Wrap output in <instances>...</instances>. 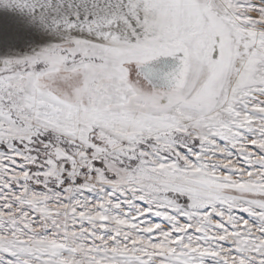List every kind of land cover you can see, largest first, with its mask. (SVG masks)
I'll return each mask as SVG.
<instances>
[{"label": "snow or ice", "instance_id": "obj_1", "mask_svg": "<svg viewBox=\"0 0 264 264\" xmlns=\"http://www.w3.org/2000/svg\"><path fill=\"white\" fill-rule=\"evenodd\" d=\"M0 11V264H264V0Z\"/></svg>", "mask_w": 264, "mask_h": 264}, {"label": "water", "instance_id": "obj_2", "mask_svg": "<svg viewBox=\"0 0 264 264\" xmlns=\"http://www.w3.org/2000/svg\"><path fill=\"white\" fill-rule=\"evenodd\" d=\"M22 21L23 16L19 12L0 11V39L11 44L19 34L20 28L24 27Z\"/></svg>", "mask_w": 264, "mask_h": 264}, {"label": "bare ground", "instance_id": "obj_3", "mask_svg": "<svg viewBox=\"0 0 264 264\" xmlns=\"http://www.w3.org/2000/svg\"><path fill=\"white\" fill-rule=\"evenodd\" d=\"M18 33L19 34L13 39V42L11 44L18 47L19 50L25 49L24 45L32 42V40L36 38L33 36L32 31L26 29L25 27H21Z\"/></svg>", "mask_w": 264, "mask_h": 264}, {"label": "rangeland", "instance_id": "obj_4", "mask_svg": "<svg viewBox=\"0 0 264 264\" xmlns=\"http://www.w3.org/2000/svg\"><path fill=\"white\" fill-rule=\"evenodd\" d=\"M30 41V40H29ZM24 50H26V49H22L21 51H24Z\"/></svg>", "mask_w": 264, "mask_h": 264}]
</instances>
